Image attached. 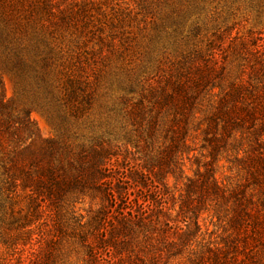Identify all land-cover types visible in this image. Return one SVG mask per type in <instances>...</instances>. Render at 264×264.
Returning a JSON list of instances; mask_svg holds the SVG:
<instances>
[{
  "label": "trees",
  "instance_id": "16d2710c",
  "mask_svg": "<svg viewBox=\"0 0 264 264\" xmlns=\"http://www.w3.org/2000/svg\"><path fill=\"white\" fill-rule=\"evenodd\" d=\"M199 23H173L168 37L182 43L178 58L162 52L156 78L135 69L112 108L143 165L120 167L121 151L100 136L42 139L30 112L0 96V230L7 215L21 212L19 197L28 208L13 221L30 245L18 264H49L65 236L85 249L86 264H264V36H231L227 27L199 40ZM12 51L21 92L51 118L64 125L89 115L96 83L80 56L54 71L55 54L42 38L20 39ZM196 138L201 159L191 155ZM193 158L197 170L184 176ZM222 160L242 182L217 181ZM170 175L184 180L179 191L167 186ZM85 198L100 207L83 222L76 204ZM205 213L224 223L220 241L206 239Z\"/></svg>",
  "mask_w": 264,
  "mask_h": 264
},
{
  "label": "rangeland",
  "instance_id": "374dc122",
  "mask_svg": "<svg viewBox=\"0 0 264 264\" xmlns=\"http://www.w3.org/2000/svg\"><path fill=\"white\" fill-rule=\"evenodd\" d=\"M30 15L32 18L28 20ZM184 21L200 22L203 28L199 40L210 37L214 32L221 33L227 27L232 28L231 36H245L249 31L264 36V0L1 1L0 96L14 109L30 112L29 118L42 139L75 143L82 136H100L110 140L121 151L118 159L120 167L134 163L143 165L144 153L133 147L132 136L129 139L131 141L126 140V133L120 131L112 108L118 98L124 96V89L133 80L135 69L136 72L156 78L162 52L165 51L170 59L178 58L182 43L172 46L170 43L174 41L169 39L168 33L172 31L173 23ZM42 24H45L48 32L44 28L41 31ZM30 37L42 38L48 48H52L55 54L54 71L62 68L61 63L69 55L73 58L80 56L82 62L86 63L89 80L95 79L96 98L91 112L82 121L71 120L62 125L55 117L48 115L32 93L21 92L20 84L12 72V49L20 39ZM162 47L165 49L162 50ZM141 63L145 64L146 70H140ZM107 123L110 125L108 128ZM130 129L132 127L129 125L127 130ZM107 131L111 134H107ZM76 135L79 140L73 139ZM200 140L196 138L191 143V148L195 149L191 155L195 153L199 159ZM215 169L220 183L235 185L242 182L243 174L224 160L218 162ZM196 170L194 158L185 160L184 176L192 177ZM165 182L171 190L179 191L184 180L180 178L176 181L170 175ZM17 200L15 210L21 212L16 213L14 218L7 215V222L0 230V264H18L20 259L25 261L30 251L25 237L17 236L19 231L15 230L16 223L13 222L20 215L28 213L27 200L23 196ZM99 205L98 199L92 202L85 198L76 204V209L84 217L83 222H86L90 207L93 212ZM211 217L212 213L200 217L204 230L208 232L206 239L210 237L220 241L227 235L224 223ZM84 253L85 249L75 239L59 237L49 264H86Z\"/></svg>",
  "mask_w": 264,
  "mask_h": 264
}]
</instances>
